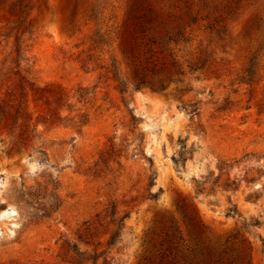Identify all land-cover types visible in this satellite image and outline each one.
<instances>
[{
  "label": "rangeland",
  "instance_id": "1",
  "mask_svg": "<svg viewBox=\"0 0 264 264\" xmlns=\"http://www.w3.org/2000/svg\"><path fill=\"white\" fill-rule=\"evenodd\" d=\"M263 39L264 0H0V264H264Z\"/></svg>",
  "mask_w": 264,
  "mask_h": 264
},
{
  "label": "trees",
  "instance_id": "2",
  "mask_svg": "<svg viewBox=\"0 0 264 264\" xmlns=\"http://www.w3.org/2000/svg\"><path fill=\"white\" fill-rule=\"evenodd\" d=\"M261 28V25L259 24L257 26V31H259ZM102 40L101 35H99L98 33L95 34V39L93 40L94 44H99ZM263 50H264V39L258 44L257 49L255 51H253L250 56L247 59V62L245 64V67L243 68L241 75L238 79V82L240 85L245 86L247 88V96H248V102H251L255 99H257L254 103V106L257 110L258 114H261L264 112V85L262 86V92L257 94V87L260 83L264 82V78L261 74V58L263 56ZM146 80H144L141 77H137L134 79V88H137L139 85L145 84ZM257 96H259L257 98ZM9 128H16L18 126H16V122H15V118L12 116L11 118V122L10 124H8ZM4 128H6V124H4L3 126ZM19 128V127H18ZM222 165L224 167H227V164L222 163ZM219 171L222 170V168H218ZM220 176L219 175L216 179V183L220 180ZM226 182H229V178L226 179ZM230 184L233 185L234 181H230ZM223 186V185H222ZM230 186L229 185H224V190L228 189ZM155 197H152V199ZM125 217H123L124 219ZM123 219H120L119 222L117 224H113L115 227V230H113L112 232L109 233V236L107 238V240L105 241V245L106 246H112L115 243L116 238L119 236L118 234V230L119 227L122 226L121 222L123 221ZM251 227H256L258 226L257 222H254V224H250ZM85 232H88V228H85ZM83 235H79L77 238L79 239V241L85 245L86 247H88V242H85L84 240H82ZM100 241L97 243V245H100ZM262 249L264 252V244L262 245ZM78 257L82 260V262H79L78 264H84L87 263L89 260L92 261L91 264H96L97 263V259L101 256L100 255H96V256H91L87 250H83L80 251L78 250L77 253ZM102 264H108L107 261L104 259L102 261Z\"/></svg>",
  "mask_w": 264,
  "mask_h": 264
}]
</instances>
